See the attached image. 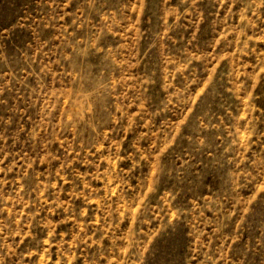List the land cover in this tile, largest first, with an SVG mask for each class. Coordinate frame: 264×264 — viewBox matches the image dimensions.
<instances>
[{
    "label": "rangeland",
    "instance_id": "rangeland-1",
    "mask_svg": "<svg viewBox=\"0 0 264 264\" xmlns=\"http://www.w3.org/2000/svg\"><path fill=\"white\" fill-rule=\"evenodd\" d=\"M0 264H264V0H0Z\"/></svg>",
    "mask_w": 264,
    "mask_h": 264
}]
</instances>
